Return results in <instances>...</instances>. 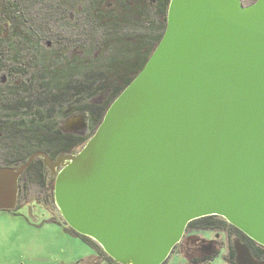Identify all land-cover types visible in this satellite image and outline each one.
Instances as JSON below:
<instances>
[{
  "label": "water",
  "instance_id": "1",
  "mask_svg": "<svg viewBox=\"0 0 264 264\" xmlns=\"http://www.w3.org/2000/svg\"><path fill=\"white\" fill-rule=\"evenodd\" d=\"M37 158L62 166L64 222L115 263L164 264L211 216L264 247V0H171L158 47L80 151L0 169V210L17 209Z\"/></svg>",
  "mask_w": 264,
  "mask_h": 264
},
{
  "label": "trees",
  "instance_id": "2",
  "mask_svg": "<svg viewBox=\"0 0 264 264\" xmlns=\"http://www.w3.org/2000/svg\"><path fill=\"white\" fill-rule=\"evenodd\" d=\"M25 2L32 0H0V169H18L40 152L55 160L80 151L158 47L171 0H42L49 19L62 27L28 24ZM4 47L10 57H5ZM29 64L35 72H29ZM29 75L30 82L23 80ZM78 114L86 118L89 136L61 127ZM46 169L37 158L22 179L48 188ZM26 185L20 184V192ZM70 230L100 260L118 264L92 239ZM187 230L225 232L229 264H237L236 240L264 262V247L221 217L193 221ZM219 255L216 248L211 254H191L188 262L208 264Z\"/></svg>",
  "mask_w": 264,
  "mask_h": 264
},
{
  "label": "rangeland",
  "instance_id": "3",
  "mask_svg": "<svg viewBox=\"0 0 264 264\" xmlns=\"http://www.w3.org/2000/svg\"><path fill=\"white\" fill-rule=\"evenodd\" d=\"M41 1L32 0L29 5L23 3L25 13H29L28 18L31 21L27 23L36 27H42L44 24L62 27V24H54L52 19H49L48 10L40 5ZM242 2L247 5L256 0ZM30 8H33L31 12L28 10ZM17 42L16 40L15 44ZM45 46L50 48L49 44ZM8 51L4 47L5 57H10ZM31 66L29 64L28 69L33 73L35 68ZM29 77L30 75L23 80L30 82L32 79ZM61 127L75 135H90L86 118L81 114L62 121ZM46 175L49 179L48 172ZM49 180L48 188H44L38 182L24 179L21 184L23 186L24 182H27V185L20 192V209L0 210V264H107L65 225L56 207L55 198L52 204L49 202L56 176ZM238 243L240 242L236 240L234 245ZM228 247L225 232L187 230L166 264H189L188 257L191 254H211L216 248L220 250V255L208 264H229L225 261ZM242 255L243 253L237 251V260Z\"/></svg>",
  "mask_w": 264,
  "mask_h": 264
},
{
  "label": "flooded vegetation",
  "instance_id": "4",
  "mask_svg": "<svg viewBox=\"0 0 264 264\" xmlns=\"http://www.w3.org/2000/svg\"><path fill=\"white\" fill-rule=\"evenodd\" d=\"M243 3V2H242ZM254 2H252V3H249V4H247V5H245L244 3H243V5L244 6H250V5H252ZM88 131H89V127H88ZM87 134V133H86ZM85 134V135H86ZM85 135H83V136H85ZM74 153V152H73ZM72 154V153H71ZM67 155H70V154H67ZM62 156H65V155H61V156H58L55 160H52L51 159V157H50V159L52 160V161H54V162H57L58 161V159L60 158V157H62ZM47 169H46V172H48V174L50 175V172H51V174L53 175L54 173L48 168V167H46ZM62 169V166H60V167H57L56 169H55V173L56 174H54L55 176L60 172V170ZM23 176V175H22ZM20 177V179H19V183H18V188H19V190H18V203H19V198H20V184H21V179L23 178V177ZM49 178H50V176H49Z\"/></svg>",
  "mask_w": 264,
  "mask_h": 264
}]
</instances>
